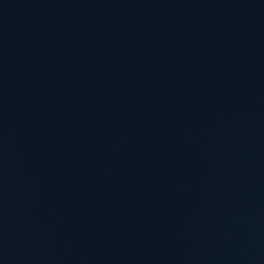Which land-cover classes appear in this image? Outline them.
Listing matches in <instances>:
<instances>
[{
	"label": "water",
	"instance_id": "obj_1",
	"mask_svg": "<svg viewBox=\"0 0 264 264\" xmlns=\"http://www.w3.org/2000/svg\"><path fill=\"white\" fill-rule=\"evenodd\" d=\"M0 264H264V0H0Z\"/></svg>",
	"mask_w": 264,
	"mask_h": 264
}]
</instances>
